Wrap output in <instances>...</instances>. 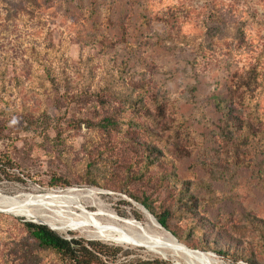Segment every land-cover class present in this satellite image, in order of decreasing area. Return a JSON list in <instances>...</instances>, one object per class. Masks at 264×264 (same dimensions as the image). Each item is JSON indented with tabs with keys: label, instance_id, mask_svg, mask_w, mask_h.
Instances as JSON below:
<instances>
[{
	"label": "rangeland",
	"instance_id": "obj_1",
	"mask_svg": "<svg viewBox=\"0 0 264 264\" xmlns=\"http://www.w3.org/2000/svg\"><path fill=\"white\" fill-rule=\"evenodd\" d=\"M214 96L243 129L228 131ZM0 160L11 200L95 191L76 208L25 206L35 218L0 212V264H63L17 219L188 264L92 234L88 221L147 226L128 193L170 209L188 248L264 264V0H0Z\"/></svg>",
	"mask_w": 264,
	"mask_h": 264
},
{
	"label": "trees",
	"instance_id": "obj_2",
	"mask_svg": "<svg viewBox=\"0 0 264 264\" xmlns=\"http://www.w3.org/2000/svg\"><path fill=\"white\" fill-rule=\"evenodd\" d=\"M223 100L220 96H214L212 106L216 114L225 122L226 128L230 133H234V130L236 129H243L244 127H240L237 119L234 117V104L223 105ZM116 125L117 122L114 119L106 118L102 127L107 129ZM241 137L242 140L245 139L244 135ZM152 154L153 153L148 152L147 156L151 157ZM7 164L8 163L0 160V179L1 175L5 174L4 172L7 168ZM52 185L69 186L67 182H63L61 179L54 181ZM125 192L126 194L128 193V191ZM128 194L131 199L146 208L168 232L172 233L178 239L179 242L184 243L192 249H199L198 247H193L189 243L184 242L183 239L172 230L169 225V220L172 215L170 209L165 208L158 211L148 199H140L131 193ZM1 215L3 216V214L0 213V216ZM17 220L21 221L24 231L39 248L53 252L63 264H175L170 260L154 257L131 260V254L129 252H124L123 247L121 246L106 243L101 240H87L74 235L70 238H66L55 230H52L46 224L27 222L23 219ZM137 220H141V218L137 217ZM218 254L224 258H228L229 255V253L222 251H219Z\"/></svg>",
	"mask_w": 264,
	"mask_h": 264
},
{
	"label": "bare ground",
	"instance_id": "obj_3",
	"mask_svg": "<svg viewBox=\"0 0 264 264\" xmlns=\"http://www.w3.org/2000/svg\"><path fill=\"white\" fill-rule=\"evenodd\" d=\"M94 194V190H88L86 193H81L74 189H69L64 193L52 192L43 197H28L27 200H23V196H17L14 200H11L0 195V209H7L9 210V212L23 215L30 219L35 218V216L25 210L24 207L27 205L42 207V209L52 206L51 204L64 205L67 207L71 206L76 208L81 204V200L83 198L90 197ZM145 215L147 216L149 221L147 226H144L134 220L119 219L118 221L123 222L125 225V229H123L125 231L121 233H112V231L101 227L100 225H98V223H94L93 221L88 222L93 223L92 226L94 225L95 229L92 234H94L95 237L109 239L119 243H133L143 246H149L150 248L168 250L171 251L174 256L185 260L188 264H220L216 259L211 258L206 253H203L201 251H189L185 249L184 247L179 245L167 231L160 227L155 219H153L147 213H145ZM90 219L92 218H89V220ZM57 227L53 225V228L57 229ZM150 227L160 231L163 236L158 235L154 236V238L149 236L146 229H149Z\"/></svg>",
	"mask_w": 264,
	"mask_h": 264
},
{
	"label": "water",
	"instance_id": "obj_4",
	"mask_svg": "<svg viewBox=\"0 0 264 264\" xmlns=\"http://www.w3.org/2000/svg\"><path fill=\"white\" fill-rule=\"evenodd\" d=\"M142 208H143V210L145 211V213H147V214H149L153 219H155L156 221H157V219L146 209V208H144L143 206H141ZM0 212H9V211H3V210H0ZM10 213V212H9ZM158 222V221H157ZM40 224H45V223H40ZM46 225H48V224H46ZM158 225L160 226V227H162L165 231H167L159 222H158ZM49 226V225H48ZM50 227V226H49ZM52 230H55V229H53L52 227H50ZM168 232V231H167ZM170 235H171V237L172 238H174L176 241H177V243L179 244V245H181L182 247H184L185 249H187V250H189V251H196V250H192V249H190V248H188L186 245H184V244H182V243H180L179 241H178V239L172 234V233H170V232H168ZM204 253V252H203Z\"/></svg>",
	"mask_w": 264,
	"mask_h": 264
}]
</instances>
